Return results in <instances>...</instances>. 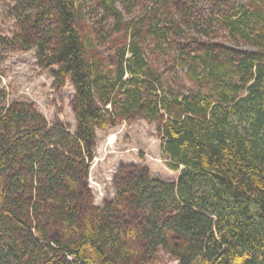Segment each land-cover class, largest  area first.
I'll use <instances>...</instances> for the list:
<instances>
[{
	"label": "trees",
	"instance_id": "1",
	"mask_svg": "<svg viewBox=\"0 0 264 264\" xmlns=\"http://www.w3.org/2000/svg\"><path fill=\"white\" fill-rule=\"evenodd\" d=\"M141 1L19 0L0 46L36 51L55 88L72 84L76 128L0 89V264H148L160 251L177 264H264V0H150L126 19ZM85 7L125 44L89 53ZM150 40L189 92L164 88ZM138 120L157 125L178 179L122 166L114 200L97 207V133Z\"/></svg>",
	"mask_w": 264,
	"mask_h": 264
},
{
	"label": "rangeland",
	"instance_id": "2",
	"mask_svg": "<svg viewBox=\"0 0 264 264\" xmlns=\"http://www.w3.org/2000/svg\"><path fill=\"white\" fill-rule=\"evenodd\" d=\"M18 3L19 0H0V38H12L17 30L15 8ZM149 4L150 0L141 1L133 15L125 14V18L143 15ZM80 14L78 26L89 53L100 49L111 50L114 40L124 42L123 33L107 35L113 22L110 19L103 21L100 10L85 7ZM97 30L102 33V38H99ZM220 41L234 46L226 37ZM155 47L151 40L147 41L144 51L147 59L162 74L164 88L174 86L189 92L192 86L187 82L185 72L176 69L173 53L168 51L162 55ZM56 70L40 68L34 50L28 53L11 52L0 46V89L6 94L7 101L33 104L49 123L68 125L74 133L76 120L72 103L75 90L70 82L61 89L55 88L52 72ZM97 136L98 145L89 179L97 207L114 200V179L122 166L148 169L154 179L177 181L178 172L168 167L167 159L162 155L157 125L143 120L125 122L99 130ZM148 264H177V260L160 251Z\"/></svg>",
	"mask_w": 264,
	"mask_h": 264
}]
</instances>
